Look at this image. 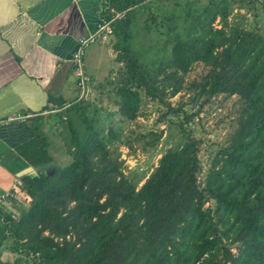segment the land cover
Returning a JSON list of instances; mask_svg holds the SVG:
<instances>
[{"label":"trees","instance_id":"obj_1","mask_svg":"<svg viewBox=\"0 0 264 264\" xmlns=\"http://www.w3.org/2000/svg\"><path fill=\"white\" fill-rule=\"evenodd\" d=\"M148 1L110 0L108 6L119 64L116 111L121 120L134 119L144 95L175 112L168 98L185 85L204 101L215 94L235 96L234 126L203 187L196 181L200 140L188 135L160 155L136 188L75 101L57 113L66 115L68 162L55 164L47 177H19L22 204L12 201L19 218L9 215L15 227L6 235L16 254L10 264H264V35L228 25L229 0H207L184 9L181 29L170 26L160 53L144 65L132 49L133 23ZM195 62L203 73L185 83ZM45 120L36 115L27 123L33 143L22 154L33 167L54 163L41 130ZM107 135L116 138L111 128ZM205 197L213 208L203 207ZM222 238L235 243V252ZM20 254L26 256L22 262Z\"/></svg>","mask_w":264,"mask_h":264},{"label":"rangeland","instance_id":"obj_2","mask_svg":"<svg viewBox=\"0 0 264 264\" xmlns=\"http://www.w3.org/2000/svg\"><path fill=\"white\" fill-rule=\"evenodd\" d=\"M206 1L150 0L145 6H140L133 23L132 40V49L139 54V61L148 65L150 60L160 53L163 41L171 34L170 26L174 24L176 30L181 29L184 9L187 6L201 7ZM227 23L258 30L264 35V0H229ZM213 24H217L216 20ZM99 41L100 47L90 57L91 72L79 87L81 95L78 101L84 114L100 131L109 155L117 161L124 176L137 188L156 166L163 152L167 149H177L188 135L193 136L200 140L196 181L199 187H203L204 177L213 156L234 126L236 97L215 94L204 101L202 95L197 96L195 90L185 85L180 92L168 98L171 107L176 109L175 112H167L160 103L141 95L135 118L121 120L116 111L118 97L115 94V78L119 64L115 62V53L111 48L113 36L110 33L104 38H97L91 46H95ZM168 47L169 45L166 46L165 54L168 53ZM203 70L200 62L193 63L184 75L185 83L198 78ZM190 113L193 114L192 118L183 122V116ZM70 115L76 128L80 130V118L73 110ZM65 117L63 113L53 115L47 119L44 126L48 136L46 149L54 164L58 166L66 164L70 158L66 147ZM109 128L116 138L107 135ZM154 134L158 136L155 137ZM151 141L152 145L149 144ZM13 197L14 199L8 197L7 204L0 208V235L5 237L0 245V261L8 264L16 257V254L8 249L12 239L6 235L15 227L9 215H12L13 219L19 218L18 210L12 201L22 204L23 200L21 194ZM213 206V202L205 197L203 207ZM221 242L227 245L231 252H235V243H231L228 238H222ZM17 257H20L22 262L26 256L20 254Z\"/></svg>","mask_w":264,"mask_h":264},{"label":"crops","instance_id":"obj_3","mask_svg":"<svg viewBox=\"0 0 264 264\" xmlns=\"http://www.w3.org/2000/svg\"><path fill=\"white\" fill-rule=\"evenodd\" d=\"M109 3L0 0V208L8 197L20 195L16 174L31 166L22 154L33 143L28 120L44 116L46 137L47 119L79 100L81 81L74 75L71 55L80 39L112 20ZM95 40L84 47V80L92 69L90 57L101 44L91 46Z\"/></svg>","mask_w":264,"mask_h":264},{"label":"built area","instance_id":"obj_4","mask_svg":"<svg viewBox=\"0 0 264 264\" xmlns=\"http://www.w3.org/2000/svg\"><path fill=\"white\" fill-rule=\"evenodd\" d=\"M109 23H110V21H104V22L100 23L97 26V29H96L94 34H92L86 38L80 39L77 49L71 55V61L73 62V65H74V69H73L74 75L77 76L78 79H80L81 85L85 81L83 73L81 71V58H82L83 53H84V47L87 43L93 41L94 39L104 38L106 35L110 34L111 30L109 27Z\"/></svg>","mask_w":264,"mask_h":264},{"label":"water","instance_id":"obj_5","mask_svg":"<svg viewBox=\"0 0 264 264\" xmlns=\"http://www.w3.org/2000/svg\"><path fill=\"white\" fill-rule=\"evenodd\" d=\"M55 168L56 165L52 161H49L47 163L38 165L36 167L26 166L23 169H21L16 175L17 177H21L23 175H28V176L43 175L44 177H47L54 172Z\"/></svg>","mask_w":264,"mask_h":264}]
</instances>
